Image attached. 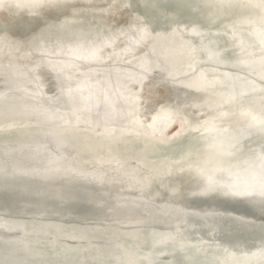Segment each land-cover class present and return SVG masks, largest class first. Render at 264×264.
<instances>
[{
	"label": "bare ground",
	"instance_id": "1",
	"mask_svg": "<svg viewBox=\"0 0 264 264\" xmlns=\"http://www.w3.org/2000/svg\"><path fill=\"white\" fill-rule=\"evenodd\" d=\"M71 2L81 11L75 17L69 15L59 37L84 33L82 42L91 43L98 35L107 37L117 31L121 17L108 10L114 0ZM196 2L206 5L219 0ZM231 3L232 7L203 8V37L177 36L156 44L158 54L173 50L169 65L181 80L191 71L182 41L198 48L203 43L208 49L225 53L217 62L201 51L193 62L216 81L214 87L197 91L184 83L169 84L172 102L178 96L189 105L184 112L189 125L179 135V123L155 136L135 135L120 85L132 87L129 77L140 71L138 58L145 53L140 48L125 52L129 41L123 36L113 39L117 55L111 61H78L79 67H67L60 79L49 60L68 61L72 57L56 47V33L49 34L46 50L0 48V165H6L9 173L0 176V251L7 249L21 257L39 253L64 264H81L100 253L122 255L124 250L138 257L151 254L157 264H172L185 255L200 264H213L223 249L241 259L260 250L264 245V217L258 208L197 195L175 201L156 195L164 192L172 178L169 172L174 176L178 162L189 154L194 161L243 171L260 151L259 138L253 134L235 143L231 155L221 156L211 146L216 132L192 131L203 120L219 115L217 106L237 112L216 122L229 129L222 138L239 129L244 119L236 105L227 103L233 93H244V107L259 110L258 103L249 101H256L264 87L261 69L258 64L241 61H259L264 45L258 33L264 30V22L259 10L241 6L246 0ZM13 11L21 25L30 19L26 10ZM84 81L90 86L108 87V105L98 95L94 97L93 103L99 108L91 112L90 124L98 122L101 133L106 126L110 131L115 129L114 138L82 131L90 126L83 123L80 128L64 124L71 116V106L67 96L61 95L60 85L75 89ZM82 95H89L88 86ZM48 169L53 170L46 172ZM184 176L191 181L190 190L196 191V174L186 171ZM219 178L229 177L224 173ZM137 180L149 182L145 193L151 192V197L141 193ZM225 212L245 216L251 223L224 224L221 215ZM181 244L183 252L177 251ZM251 264L261 262L253 258Z\"/></svg>",
	"mask_w": 264,
	"mask_h": 264
},
{
	"label": "snow or ice",
	"instance_id": "2",
	"mask_svg": "<svg viewBox=\"0 0 264 264\" xmlns=\"http://www.w3.org/2000/svg\"><path fill=\"white\" fill-rule=\"evenodd\" d=\"M232 6L231 0H219L216 4L206 5H201L196 0H114L108 10L121 17L117 22L119 25L117 31L107 37L98 35L91 43H84L82 42L84 33L59 37L60 31L68 23L69 15L75 17L81 11L71 0H0V48L22 51L39 47L46 50L44 45L48 42L49 34L56 33L58 35L56 47L60 48L61 54L66 53L72 57L68 61L49 60L52 69L58 71L57 79H60L67 67L78 68V61L87 64H103L105 60L111 61L117 55L113 47V39L123 36L129 41L128 47L124 49L125 52L140 48L145 53L138 58L140 71L129 77L132 87H128V83L120 85L129 106L128 116L132 120L135 135L155 136L157 132L162 133L165 128L176 123L180 126L176 133L179 135L189 125L184 114L189 105L186 101H181L178 96L175 103L172 102V89L169 88V84L184 83L186 87H195L197 91L214 87L216 81L209 79L202 70L194 67L193 62L201 51L207 52L209 59L217 62L225 53L208 49L203 43L198 48L194 44L182 41L181 47L188 57V68L191 71L185 73L184 80H181L174 68L169 65V54L173 50L169 49L167 52L162 50L158 54L156 44L177 36L203 37L206 35L202 31L205 28L203 8L219 9ZM241 6L259 10L261 21L264 22V0H246ZM14 9L26 10L30 19L21 25V22L15 18ZM258 34L261 44L264 45V30L259 31ZM108 48L113 50L106 52ZM241 62L258 64L261 69V80L264 81V47L261 49L259 61L252 59ZM40 66L41 64L38 63L36 68L39 69ZM85 86L89 88L87 97L82 95ZM60 92L61 95L67 96L71 106V116L64 120L65 125L70 128H80L83 123L90 126L83 128L82 131H95L96 135L114 138L115 129L110 131L106 126L105 131L101 133L98 122L90 124L91 112L99 108L98 103H93L94 97L98 95L108 105L110 91L107 86L94 87L84 81L73 89L71 86L65 88L61 83ZM243 97L244 93H233L227 99L229 105H236L239 110L238 115L244 119V123L226 139L222 138V134L228 133L229 129L223 128L222 124L217 125L216 122L237 115V112L232 111L231 108L224 110L217 106L215 110L219 115L213 116L210 121L203 120L193 127L192 131L201 132L203 129L216 132L217 138L211 146L218 150L221 156L231 155L233 145L245 136L257 135L260 151L253 156L252 163L240 171L224 168L220 164L213 165L210 161H194L189 154L187 159L182 158V161L178 162L174 176L171 171L169 172L172 178L165 186L164 192H158L156 195L172 201L188 195L219 198L224 202L247 204L258 208L261 216L264 217V87L259 89L256 101H249L250 104L258 103V111L253 110L252 107L245 108ZM60 119L64 118L60 117ZM185 163L188 164L187 168L184 167ZM51 170L53 169H48L46 172ZM186 171L195 173L199 178L196 191L190 190L191 181L184 176ZM224 173L229 177L227 180L219 178V174ZM8 174L7 166L0 165V176ZM136 184L139 185L142 194L152 196L151 192L145 193V189L149 187L148 181L137 180ZM221 219L224 224L247 226L251 223L245 216H233L227 212L221 215ZM261 228L264 229V225H261ZM119 247L117 245V248ZM177 251L183 252L184 246L181 244ZM253 258H259L261 264H264V245L258 252L252 253L251 257L245 256L243 259L237 257L234 252L223 249L221 257L214 260L213 264H251ZM0 264H64V262L47 259L39 253H28L21 257L18 253L5 249L0 251ZM81 264H157V261L151 258V254L138 257L124 250L122 255L116 252L100 253ZM172 264H200V261L185 255L174 260Z\"/></svg>",
	"mask_w": 264,
	"mask_h": 264
},
{
	"label": "water",
	"instance_id": "3",
	"mask_svg": "<svg viewBox=\"0 0 264 264\" xmlns=\"http://www.w3.org/2000/svg\"><path fill=\"white\" fill-rule=\"evenodd\" d=\"M70 20H71V22H73L74 21V19L73 18H70ZM79 25V24H78Z\"/></svg>",
	"mask_w": 264,
	"mask_h": 264
}]
</instances>
